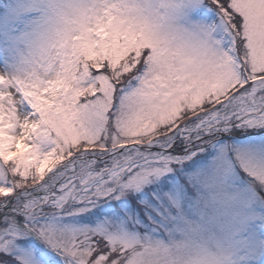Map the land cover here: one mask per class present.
I'll use <instances>...</instances> for the list:
<instances>
[{
	"label": "snow or ice",
	"instance_id": "obj_1",
	"mask_svg": "<svg viewBox=\"0 0 264 264\" xmlns=\"http://www.w3.org/2000/svg\"><path fill=\"white\" fill-rule=\"evenodd\" d=\"M0 264H264V0H0Z\"/></svg>",
	"mask_w": 264,
	"mask_h": 264
}]
</instances>
